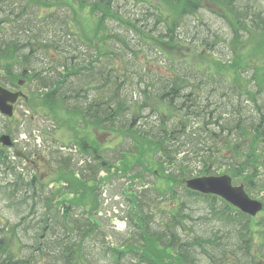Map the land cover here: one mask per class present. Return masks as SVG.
I'll use <instances>...</instances> for the list:
<instances>
[{
  "label": "trees",
  "instance_id": "trees-1",
  "mask_svg": "<svg viewBox=\"0 0 264 264\" xmlns=\"http://www.w3.org/2000/svg\"><path fill=\"white\" fill-rule=\"evenodd\" d=\"M74 1L79 12L89 10L85 21L92 25L89 30L78 26V32L100 38L108 22L119 24L109 38L121 48L112 43L108 46L105 40L95 42L100 45L97 50L104 52V65L110 61V66L99 75L104 65L96 66L98 78L91 80L98 84L89 108L102 123L108 122L112 136L119 138L112 129L121 130L126 143L135 141L129 145H134L138 154L133 167L140 170L133 176V167L128 165L122 175L142 180L144 172L174 167L178 175L166 181L181 185L182 180L195 175L225 173L251 195L259 162L257 150L264 144V0H122L121 8L112 4L116 0ZM5 3L8 0H0V9ZM27 22L32 27L34 21ZM35 37L51 39L45 34ZM137 41L138 46H133ZM24 42L13 40L16 47ZM71 67L68 74L73 76L93 69L90 64L84 72ZM2 154L0 163L4 164ZM192 159L198 165L195 169L184 163ZM60 182L63 189L61 186L50 194L72 195L75 207L87 198L84 178L77 180L67 173L60 176ZM13 186L0 188L6 206L0 217L7 210L22 212L27 206L22 186L18 182ZM147 192L142 196L151 199ZM185 192L181 203L187 208L185 219L192 225L197 219L213 222L217 228L221 226L222 236L216 230L205 236L178 220L170 235L159 238L168 240V246L176 245L177 254L145 251L137 264H264V211L251 219L216 197ZM40 194L45 195L42 189ZM130 200L145 222L143 209L149 206L139 196L132 195ZM45 204L49 217L44 223L43 215L41 222L35 225L29 221L18 231L13 224L4 227L0 220V264H36L33 257L48 255L46 264H120V246L93 242L91 247L97 234L92 212L75 217L70 208H61V214H54ZM28 215L22 213V219ZM23 235L28 244H23ZM153 241L147 247L150 250L157 249L158 242ZM12 244L18 246L17 252ZM229 245L240 253L229 256L224 251ZM25 248L29 251L17 255Z\"/></svg>",
  "mask_w": 264,
  "mask_h": 264
},
{
  "label": "rangeland",
  "instance_id": "rangeland-1",
  "mask_svg": "<svg viewBox=\"0 0 264 264\" xmlns=\"http://www.w3.org/2000/svg\"><path fill=\"white\" fill-rule=\"evenodd\" d=\"M27 1L28 0H8L7 4H26ZM35 14L37 16H39V12H35ZM29 89H30L29 86H26L25 88L22 87V91L25 94H26V92L27 93L29 92ZM19 104H20V102L18 103V105H16V112H15V115H14V117L16 119L22 118L21 114L24 111L29 112L27 107L23 103H22V105H19ZM43 128L44 127L41 126L40 130L42 131ZM52 130L53 129L50 128V130H49L50 133H51ZM46 131H47L46 136H45L46 142L55 140L54 144H55L56 148H63L65 146L63 142H66V141L62 140V138H63L62 136H64V134L66 135V133H64L65 130L57 129L56 133L52 134V135H50V133H49V131L47 129H46ZM14 138H16L18 140L16 148L20 152L22 150L25 153L26 152H28V154L31 153L30 154V156H31L32 152H38L40 150V147L38 148L35 145V143L33 141L34 138L32 139V137H30V136L26 135L25 137H22V136L19 137L18 136V137H14ZM23 138H25V139L23 140ZM97 138H98L99 142L104 144V140H103V137L101 135L98 136ZM43 139L44 138H39L38 145H40L41 142L43 143ZM27 146H28V148H27ZM94 146L95 147L97 146L96 143H95ZM34 149H36V151H34ZM70 150L71 151H75V149H74L72 144L71 145H67L66 148L64 149L65 152L70 151ZM73 153H76V152H73ZM74 162H75V160H74ZM1 170L3 171L4 174H3V178L0 176V181L4 180L6 182V180H8V177L6 176V174H10L11 171L8 172V171H6L3 168H1ZM44 175H46V174H43V178L47 182L51 181L50 180L51 178H49L48 175L47 176H44ZM150 177H151L150 175H147L146 176V181H147V183H151L152 184L154 182V180H152V181L148 180ZM262 177L264 178V175ZM124 183H125V179H122V180L118 181L117 182L118 186L115 189L111 190L107 194V197H111V200L108 201L107 206L105 205L106 207L104 209L98 208L96 210V212H95L96 214H95L94 218L100 224L101 229L104 232V241H105V243H109L111 245L121 246L122 249H123V254H126L129 251H135L136 254L139 256L141 254V252L144 253L145 251L155 254L156 250H160L162 256H165V254H168V255L177 254L178 249L176 248V245L168 246L167 244H164V243H158L157 249L150 250L147 247H145V242L144 241H139V240L137 241L138 237H137V233L136 232H131V236L129 237L128 231L130 229H128V221H127V223L124 221L125 219L127 220V218H126L127 215H124V213L122 214V211H124L125 208H126L125 202H124V196H123V198H121L122 195L120 196V194H119V191H121V189H122V184H124ZM53 185H55V184H51V186H53ZM160 186H162V184H160L158 187H160ZM55 187H57V185H55ZM171 188L173 190H176L177 192H179L180 195H182L183 191H182L181 188H175L173 186ZM137 189L139 190V189H141V187H138ZM253 193L259 194L260 196L264 195V191L260 190V189L253 191ZM179 199L180 198H178L177 211L180 212L181 214H183L184 210L182 208H180ZM165 208H167V205H166ZM124 216H125V219H124ZM179 221H181L183 224H186V220H184V219H180ZM139 225H140L139 222L135 220V227L134 228H136ZM195 227H198V226L195 225ZM206 228H208L207 224H206ZM131 229H133V228H131ZM198 229L202 231L204 229V226L201 225L200 227H198ZM143 235H144L145 238H148L150 233L143 234ZM22 240H23V244H28V239H22ZM125 244H127V245H125ZM90 245L92 247V244H90ZM13 249L15 251H17L18 246L13 244ZM24 251H29V249L25 248L23 251L20 250V252L18 253L19 256H21ZM49 257H50V255H48V257L35 259L36 264H46L48 262V260H50Z\"/></svg>",
  "mask_w": 264,
  "mask_h": 264
},
{
  "label": "water",
  "instance_id": "water-1",
  "mask_svg": "<svg viewBox=\"0 0 264 264\" xmlns=\"http://www.w3.org/2000/svg\"><path fill=\"white\" fill-rule=\"evenodd\" d=\"M16 98V94H11L0 89V113L10 116L11 106L8 104L14 103ZM0 144H2V146H10L9 138L1 136ZM186 186L191 190L203 194L220 196L233 207L250 216H255L256 213L261 210V204L249 200L241 187L233 188L230 179L227 176L194 179L187 181Z\"/></svg>",
  "mask_w": 264,
  "mask_h": 264
}]
</instances>
